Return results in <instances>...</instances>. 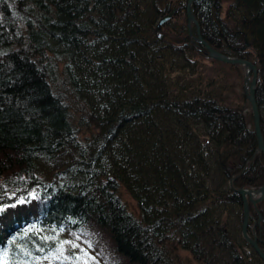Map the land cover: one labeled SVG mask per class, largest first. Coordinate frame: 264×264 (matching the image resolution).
Here are the masks:
<instances>
[{
    "label": "trees",
    "instance_id": "trees-1",
    "mask_svg": "<svg viewBox=\"0 0 264 264\" xmlns=\"http://www.w3.org/2000/svg\"><path fill=\"white\" fill-rule=\"evenodd\" d=\"M223 1L192 9L226 55L250 58L246 34L264 136V0H230L226 19ZM185 6L0 0V264H97L99 244L123 264H183L178 249L197 264H264L238 233L236 191L262 185L264 155L252 114L215 77L239 65L207 56ZM258 210L248 232L264 251V200Z\"/></svg>",
    "mask_w": 264,
    "mask_h": 264
},
{
    "label": "water",
    "instance_id": "water-1",
    "mask_svg": "<svg viewBox=\"0 0 264 264\" xmlns=\"http://www.w3.org/2000/svg\"><path fill=\"white\" fill-rule=\"evenodd\" d=\"M194 0H186V19H187V25H188V32L191 37H194L196 41L201 43L203 47L206 50L207 55L210 58L216 59L218 61H222L225 63H231V64H239L242 65L245 68L246 71V78H245V96L247 100L250 103L251 111H252V119H253V132L256 137L257 141V150L261 152L264 155V136L261 129L260 124V114L258 110V106L255 99V90H256V81H257V66L254 62L244 59L241 57L236 56H229L224 54L223 52L213 48L201 35L200 33V26L199 22L197 21L194 12L191 8V4ZM175 12V10H172L171 12L165 14L160 18V20L157 23V31L161 32L162 25L165 21H167L172 14ZM191 24L195 26L197 36H193L191 31ZM244 36V43L245 47L249 46V42L247 40L246 34L241 32ZM244 48V47H242ZM251 75V78H250ZM237 192L239 193L242 205H243V212H242V222H241V235L242 238L253 248V250L257 253V255L262 259L264 262V252L259 246L258 240L256 237H250V235L247 232V227L249 225V217H250V204L256 208V204L259 203L264 198V182L261 186L258 187L257 190H254L252 188H245L240 187L237 189ZM260 215L258 214V220L254 223L257 224V222L260 221Z\"/></svg>",
    "mask_w": 264,
    "mask_h": 264
},
{
    "label": "rangeland",
    "instance_id": "rangeland-1",
    "mask_svg": "<svg viewBox=\"0 0 264 264\" xmlns=\"http://www.w3.org/2000/svg\"><path fill=\"white\" fill-rule=\"evenodd\" d=\"M229 1L230 0H226V1L224 0L223 4L221 6V17L223 19H226V17L228 16V10L231 9ZM192 25L193 24H191V26ZM161 30H162V28H161ZM243 40H244V38H243ZM244 45H245V43L241 46V48L244 47L242 49H247L248 50L247 54L250 56V58H248V60H250L252 62H256L255 54H254V51L252 50V48L250 46V42H249V46L245 47ZM203 62H206L207 65H210V62H207L205 60ZM227 64H231V63H227ZM235 65H239V64H235ZM227 69L228 70H223V71L221 70V74L217 73V74H215V77L216 78L218 77L220 79L221 76H223V78L226 79L225 81L230 82V87L227 89V92H225L226 95L229 97L230 101L233 104L239 105L240 107L241 106L244 107L242 109V113L246 114L248 116L249 114H252L251 106H250V103L247 100L246 96L245 97L242 96L243 91L245 93V90H244L245 89L244 88L245 78H246L245 68L242 65H239L237 68H231L230 67V68H227ZM259 77H260V75H259V72H258V69H257V79ZM250 78H251V75H250ZM245 188H248V187H245ZM252 189L257 190L258 188H252ZM236 191H237V189H236ZM121 197H122V200L125 202L126 206H128L130 210H133V211L137 210L136 202L132 199V197L129 194H127L125 191L122 190L121 191ZM263 200H264V198L261 201H263ZM259 203L256 204V208L250 204V217H249V220H250V218H252V216H254L253 214H251L252 208H254L256 210V212H257L256 221L258 220V214L260 215V218H262V214L258 210V204ZM259 222H257V224ZM248 227H249V225H248ZM248 227H247V232H248ZM240 228H241V224H240ZM238 233L241 235V230L240 231L238 230ZM248 234L250 235L249 232H248ZM250 237H256L257 239L260 240L259 236L257 234H255V233L253 235H250ZM259 240H258V243H259ZM99 245H101L102 250H95V252L97 254L96 255L97 264H123L122 260L117 258V256L115 255V253H113V251H110L111 248H109L108 245H107V247L104 244H99ZM87 248L89 249V247H87ZM94 249H97V248H94ZM177 251H178V256L181 258L183 264H197L196 261L193 259L192 255L190 254L189 251L183 250V249H178ZM97 257H98V259H97Z\"/></svg>",
    "mask_w": 264,
    "mask_h": 264
},
{
    "label": "snow or ice",
    "instance_id": "snow-or-ice-1",
    "mask_svg": "<svg viewBox=\"0 0 264 264\" xmlns=\"http://www.w3.org/2000/svg\"><path fill=\"white\" fill-rule=\"evenodd\" d=\"M21 203H23L24 201H20ZM0 211H3V209H0ZM65 243H69L68 241H63L60 243V246H59V252H60V255L63 254V249H64V244ZM74 247H76V245H73ZM60 257L58 256L57 259H59ZM64 259H67V257H64Z\"/></svg>",
    "mask_w": 264,
    "mask_h": 264
},
{
    "label": "bare ground",
    "instance_id": "bare-ground-1",
    "mask_svg": "<svg viewBox=\"0 0 264 264\" xmlns=\"http://www.w3.org/2000/svg\"><path fill=\"white\" fill-rule=\"evenodd\" d=\"M194 2V1H193ZM193 2H192V4H191V8H192V5H193ZM193 10V9H192ZM261 220V219H260Z\"/></svg>",
    "mask_w": 264,
    "mask_h": 264
}]
</instances>
